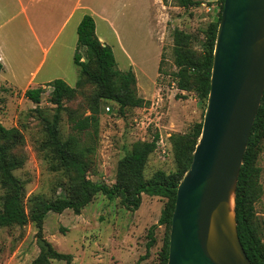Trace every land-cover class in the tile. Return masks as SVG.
Masks as SVG:
<instances>
[{
	"label": "rangeland",
	"instance_id": "1",
	"mask_svg": "<svg viewBox=\"0 0 264 264\" xmlns=\"http://www.w3.org/2000/svg\"><path fill=\"white\" fill-rule=\"evenodd\" d=\"M120 1L128 3L130 0H117V4ZM131 1V9L118 6L115 14L132 48L129 52L137 95L148 104L121 111L117 103L101 98L99 87L88 78L82 77L74 86L78 73L73 65L66 76L67 85L75 91L62 99L61 108L54 104L52 90L47 86L37 105L25 99L20 91L0 86V125L14 131L0 136V144L7 147L8 157L17 162L13 174L22 184L26 209L37 199L68 196L71 175L64 170L55 153L52 131L59 141H69L73 152L81 156L86 163L88 179L112 185L116 181L118 162L136 143L151 142L155 134L159 139L145 164L144 177L149 178L156 171L174 172L171 136L192 134L200 124L202 126L207 99H200L194 89L180 91L176 88L172 34L177 29L191 35L188 47L195 58L203 55L205 38L216 22L219 0H198L201 2L198 7L186 9L177 7L172 0L165 3L162 0ZM156 5L164 12L160 71L157 40L162 35H156ZM38 60L33 59L36 63ZM115 61L119 71L131 70L128 59L116 48ZM51 62L48 56L41 72L51 67ZM89 69H95L93 63ZM60 72L57 68L53 74ZM90 116L97 120L96 125L78 131L75 125ZM255 172L254 223L264 242V140L260 144ZM4 196L0 184V210ZM165 204L166 199L142 195L139 208L129 211L120 199L109 201L99 194L79 215L71 210L48 213L40 236L31 222L1 227L0 264H31L42 251L39 239L44 240L48 250L70 255V264H134L145 255L148 231L157 224ZM165 233L164 226L155 227L154 244L148 250L147 259L140 264L159 263ZM48 264L66 262L49 259Z\"/></svg>",
	"mask_w": 264,
	"mask_h": 264
},
{
	"label": "trees",
	"instance_id": "2",
	"mask_svg": "<svg viewBox=\"0 0 264 264\" xmlns=\"http://www.w3.org/2000/svg\"><path fill=\"white\" fill-rule=\"evenodd\" d=\"M167 0H162L165 3ZM179 8L198 7V0H172ZM223 0H219V11L216 22L210 26L204 42V52L195 58L188 44L191 35L175 29L172 34L174 42V66L177 72L174 77L178 79L177 89L190 91L194 89L200 99H207L210 87V76L213 50L215 45L216 31L220 20ZM79 48H84L85 61L79 53ZM74 66L77 68V86L82 77L94 82L100 89V97L117 103L121 111L140 108L148 104L136 92V79L132 70L119 71L112 50L103 45L95 34V23L92 17L85 15L77 27V44L73 56ZM93 63L95 69L90 70L89 65ZM162 63V55L159 63ZM2 65L0 63V72ZM192 83L195 87H191ZM46 86L51 88L54 104L61 108L62 99L72 95L74 87H70L61 79H55ZM44 93L42 87L27 89L23 96L33 104H39ZM97 120L87 117L78 122L75 127L78 131H84L90 126L96 125ZM201 124L199 129L192 134H176L171 136L173 155L176 170L166 174L156 171L149 178L144 177V167L148 157L155 151L159 139L155 134L151 142L136 143L131 152L124 156L117 165L116 181L112 185L95 183L87 178L86 163L81 156L74 153L69 141L61 142L51 132L52 145L55 153L64 168L71 175L68 187V196L55 198L53 200H34L26 209L22 184L14 176L13 171L17 169V162L8 157L7 147L0 144V184L5 191L0 210V228L12 225L23 226L28 222L34 223L41 235L43 220L48 213L61 214L71 210L79 215L81 210L90 204L94 198L101 194L109 201L120 199L122 206L129 211H135L141 204L142 195L166 199L158 222L149 231L146 245V253L140 256L134 264H140L147 259L148 250L154 244V229L157 225L165 227L163 246L160 251L158 264L167 263L169 231L171 216L174 208L176 190L191 163L192 154L200 138ZM52 129V128H51ZM50 129V130H51ZM13 130L5 129L0 125V136L12 134ZM264 140V93L261 103L251 128L247 147L240 168L237 187L235 192V212L237 221V232L240 243L251 264H264V242L260 237V229L254 223L255 201V164L260 150V144ZM49 259L65 260L70 264L71 256L57 253L51 248L42 251L31 264H48Z\"/></svg>",
	"mask_w": 264,
	"mask_h": 264
},
{
	"label": "water",
	"instance_id": "3",
	"mask_svg": "<svg viewBox=\"0 0 264 264\" xmlns=\"http://www.w3.org/2000/svg\"><path fill=\"white\" fill-rule=\"evenodd\" d=\"M263 93L264 0H223L200 138L177 186L166 264H251L238 237L235 192Z\"/></svg>",
	"mask_w": 264,
	"mask_h": 264
},
{
	"label": "crops",
	"instance_id": "4",
	"mask_svg": "<svg viewBox=\"0 0 264 264\" xmlns=\"http://www.w3.org/2000/svg\"><path fill=\"white\" fill-rule=\"evenodd\" d=\"M117 3V0H0V86L24 93L27 89L44 88L55 79L67 84L66 75L74 66L77 27L85 15L93 18L98 40L111 48L114 58L116 48L128 59L132 70L129 52L132 48L115 14L118 6L131 9L132 1ZM163 16V9L158 7L156 35H162L157 40L160 60ZM78 51L85 61V49ZM48 56L52 59L51 67L41 72ZM33 59L39 60L36 63ZM57 68L61 74H53Z\"/></svg>",
	"mask_w": 264,
	"mask_h": 264
},
{
	"label": "built area",
	"instance_id": "5",
	"mask_svg": "<svg viewBox=\"0 0 264 264\" xmlns=\"http://www.w3.org/2000/svg\"><path fill=\"white\" fill-rule=\"evenodd\" d=\"M107 110H109V108H107Z\"/></svg>",
	"mask_w": 264,
	"mask_h": 264
}]
</instances>
